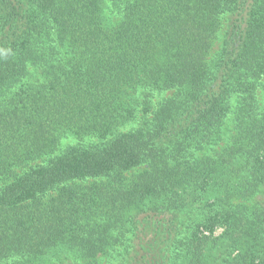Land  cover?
<instances>
[{"label": "trees", "instance_id": "1", "mask_svg": "<svg viewBox=\"0 0 264 264\" xmlns=\"http://www.w3.org/2000/svg\"><path fill=\"white\" fill-rule=\"evenodd\" d=\"M0 264H264V0H0Z\"/></svg>", "mask_w": 264, "mask_h": 264}, {"label": "rangeland", "instance_id": "2", "mask_svg": "<svg viewBox=\"0 0 264 264\" xmlns=\"http://www.w3.org/2000/svg\"><path fill=\"white\" fill-rule=\"evenodd\" d=\"M219 36H220V32H219ZM219 42H220V39L217 38L216 41L214 42V45H213V47H212L211 52H214V51L218 48V46H219ZM217 230H219V229H217ZM217 230H216V231H217Z\"/></svg>", "mask_w": 264, "mask_h": 264}]
</instances>
